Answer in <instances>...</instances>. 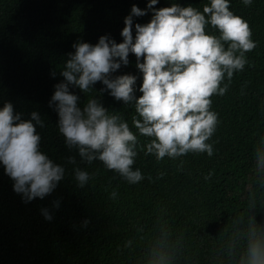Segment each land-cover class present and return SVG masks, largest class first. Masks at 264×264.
Returning <instances> with one entry per match:
<instances>
[{"label": "trees", "instance_id": "16d2710c", "mask_svg": "<svg viewBox=\"0 0 264 264\" xmlns=\"http://www.w3.org/2000/svg\"><path fill=\"white\" fill-rule=\"evenodd\" d=\"M172 2L202 11L208 0H159L155 7ZM147 3L0 0V108L11 102L23 120L38 113L43 127L32 122L41 137L40 150L65 169L50 195L25 202L0 163V264H237L251 219L258 231L264 228V182H258L255 167L256 149L264 148V0H252L250 6L229 0L230 10L249 23L257 46L245 54L248 63L234 73L226 94L212 97L219 123L208 141L211 157L189 153L157 161L144 154L146 148H138L133 169L144 179L133 185L100 161L83 162L59 132L50 102L55 85L64 80L60 73L75 51L73 44L95 45L101 36L123 42L120 33L133 4L143 10ZM151 15L133 17V35L135 24L148 23ZM207 31L213 32L211 26ZM124 74L137 76L135 95H142V75L132 54L129 64L112 75ZM104 88L97 82L92 92L75 86L70 92L79 97L81 109L89 99H98L146 145L149 139L132 125L134 107ZM77 167L89 173L84 187L75 180ZM45 209L51 220L45 219Z\"/></svg>", "mask_w": 264, "mask_h": 264}, {"label": "clouds", "instance_id": "9594fccd", "mask_svg": "<svg viewBox=\"0 0 264 264\" xmlns=\"http://www.w3.org/2000/svg\"><path fill=\"white\" fill-rule=\"evenodd\" d=\"M158 2L148 0L143 10L133 4L124 19L121 43L101 36L95 45L73 44L75 51L68 54L60 73L64 80L55 85L50 102V106L55 104L58 129L68 148L76 149L83 162L100 161L133 185L144 179L139 169H133L138 148H146L144 154L154 155L157 161L189 153L213 155L208 141L219 120L211 110L212 97L226 94L234 73L248 63L245 54L257 46L249 23L230 10L229 0H208L202 11L175 2L156 8ZM242 2L252 4V0ZM148 12L152 13L150 21L136 23L133 35V17ZM209 26L212 33L207 31ZM130 54L142 75L139 97L135 95L137 76L112 75L129 64ZM97 82L106 86L102 92L107 90L115 100L134 107L132 125L139 136L149 139L146 145L140 144L122 116L110 114L98 99H89L83 109L78 106L79 97L70 92V86L88 93ZM32 121L43 127L36 112L31 113V120H23L11 102L0 108V163L25 202L50 195L65 175L62 166L41 152V137ZM255 160L258 182H264V148L256 149ZM75 162V157L69 158V163ZM74 176L79 187L90 180L89 173L78 167ZM210 178L211 173L205 177ZM116 196L113 191L111 197ZM55 206L59 207L58 201ZM43 212L45 219H52L46 209ZM255 223L253 217L237 264H264V228L258 231Z\"/></svg>", "mask_w": 264, "mask_h": 264}]
</instances>
